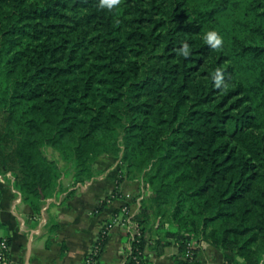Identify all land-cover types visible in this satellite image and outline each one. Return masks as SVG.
<instances>
[{
    "label": "trees",
    "instance_id": "trees-1",
    "mask_svg": "<svg viewBox=\"0 0 264 264\" xmlns=\"http://www.w3.org/2000/svg\"><path fill=\"white\" fill-rule=\"evenodd\" d=\"M102 156L149 188L126 264H152L155 228L175 264L191 240L264 264V0H0V178L40 212Z\"/></svg>",
    "mask_w": 264,
    "mask_h": 264
},
{
    "label": "crops",
    "instance_id": "crops-1",
    "mask_svg": "<svg viewBox=\"0 0 264 264\" xmlns=\"http://www.w3.org/2000/svg\"><path fill=\"white\" fill-rule=\"evenodd\" d=\"M98 163L102 165L98 176L56 191L46 199L40 212L14 187L10 174L0 178V236L9 238V264H88L86 257L102 224L115 214L122 216L124 204L132 215L139 211L138 183L118 179L119 159L103 156ZM62 182L64 186L70 183L68 178ZM114 189L117 196L103 204ZM69 191L71 195H67ZM130 230L126 223L112 227L97 264H126ZM154 231L149 236L145 255L152 264H175L180 253L179 243L166 237L163 231L156 228ZM197 263L222 264L223 253L206 243Z\"/></svg>",
    "mask_w": 264,
    "mask_h": 264
},
{
    "label": "built area",
    "instance_id": "built-area-1",
    "mask_svg": "<svg viewBox=\"0 0 264 264\" xmlns=\"http://www.w3.org/2000/svg\"><path fill=\"white\" fill-rule=\"evenodd\" d=\"M122 211L124 212L122 216L117 215L113 218V221L108 223L107 225H102L98 234L95 236V239L93 241V244L90 248V251L86 257V261L88 264H93L96 261L97 256L100 254V248H101V238H102V232L109 233L112 227L117 223H126L129 225L131 229H133V233H136L137 230L134 229V224L130 217H124L125 214H129V207L127 204H124L122 206ZM0 227H1V221H0ZM200 245H198L195 240H191L188 243L187 250H186V258L187 263L186 264H193L194 261L197 260L198 255L195 254V250L199 248ZM9 257H10V243L8 241L7 237H2L0 239V264H9Z\"/></svg>",
    "mask_w": 264,
    "mask_h": 264
},
{
    "label": "clouds",
    "instance_id": "clouds-1",
    "mask_svg": "<svg viewBox=\"0 0 264 264\" xmlns=\"http://www.w3.org/2000/svg\"><path fill=\"white\" fill-rule=\"evenodd\" d=\"M120 0H99L100 7H107L112 9L114 6L118 5ZM204 39L213 47L218 48L223 43V37L218 33L216 29H209L205 35ZM183 55H188V45L185 43L181 49ZM213 78L216 86H220L223 83L222 70L217 68L213 74Z\"/></svg>",
    "mask_w": 264,
    "mask_h": 264
},
{
    "label": "rangeland",
    "instance_id": "rangeland-1",
    "mask_svg": "<svg viewBox=\"0 0 264 264\" xmlns=\"http://www.w3.org/2000/svg\"><path fill=\"white\" fill-rule=\"evenodd\" d=\"M100 158L96 160V168L101 173L102 172V167H101L102 165H101V163H98L99 160H100ZM118 179H120L119 176H118ZM129 179L130 180L137 181V183H138V189H137L138 191H137V194L139 195V200L138 201L141 204L143 202V200L147 197V193L149 191V188L147 186H145V184L143 183V181L141 179H138V178H135V177H132V178H129ZM140 206H139V208H140Z\"/></svg>",
    "mask_w": 264,
    "mask_h": 264
}]
</instances>
